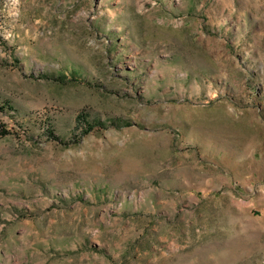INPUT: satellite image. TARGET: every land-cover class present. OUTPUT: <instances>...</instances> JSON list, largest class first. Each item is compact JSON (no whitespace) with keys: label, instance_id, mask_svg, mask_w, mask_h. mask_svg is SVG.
Here are the masks:
<instances>
[{"label":"rangeland","instance_id":"obj_1","mask_svg":"<svg viewBox=\"0 0 264 264\" xmlns=\"http://www.w3.org/2000/svg\"><path fill=\"white\" fill-rule=\"evenodd\" d=\"M0 107V264H264V0H0Z\"/></svg>","mask_w":264,"mask_h":264},{"label":"trees","instance_id":"obj_2","mask_svg":"<svg viewBox=\"0 0 264 264\" xmlns=\"http://www.w3.org/2000/svg\"><path fill=\"white\" fill-rule=\"evenodd\" d=\"M75 75H77V73L75 74ZM5 108H3V107H0V110H4ZM78 121L79 122H81L82 121V123H84V125H85V134H88L89 132H91L93 129H94V127H95V125H93V124H91L89 121H88V119L87 118H85V117H83L82 116V118H78ZM100 127H105V124H98ZM6 135H9V131L8 130H0V137H4V136H6Z\"/></svg>","mask_w":264,"mask_h":264}]
</instances>
